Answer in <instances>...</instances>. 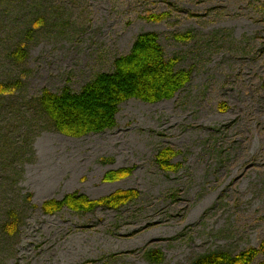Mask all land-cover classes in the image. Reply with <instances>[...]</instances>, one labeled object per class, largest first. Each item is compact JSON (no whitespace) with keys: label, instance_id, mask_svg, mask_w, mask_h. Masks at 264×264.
Listing matches in <instances>:
<instances>
[{"label":"rangeland","instance_id":"374dc122","mask_svg":"<svg viewBox=\"0 0 264 264\" xmlns=\"http://www.w3.org/2000/svg\"><path fill=\"white\" fill-rule=\"evenodd\" d=\"M21 7L27 5L20 2ZM42 26L26 37L21 63L0 60V82L19 79L0 98V177L47 200L78 192L97 200L118 190L140 197L118 209L28 213L3 264H190L213 251L232 255L264 239V0H37ZM168 13L160 22L150 14ZM153 32L167 59L190 81L172 99L120 106L117 124L80 138L49 129L36 109L43 90L74 92ZM191 33L178 41L175 35ZM0 35V49L15 46ZM226 103L228 108L221 109ZM181 163L164 172L158 153ZM15 169L3 170L2 163ZM133 169L122 180L110 171ZM163 254L160 262L150 252ZM260 255L252 264H261Z\"/></svg>","mask_w":264,"mask_h":264},{"label":"trees","instance_id":"16d2710c","mask_svg":"<svg viewBox=\"0 0 264 264\" xmlns=\"http://www.w3.org/2000/svg\"><path fill=\"white\" fill-rule=\"evenodd\" d=\"M37 0H0V35L5 31L15 32L19 38L15 46L0 49V60L23 62L28 56V47L24 39L32 37L43 24L44 17L34 11ZM24 2L25 7H21ZM168 13L150 14L148 21L160 22ZM178 41L193 38L191 33L174 36ZM0 62V64H2ZM178 57L167 59L159 42V36L153 32L140 34L134 41L130 52L114 61L111 72L97 74L86 83L79 92L69 86L54 93L43 90L36 98V109L48 120L49 129L68 137L80 138L89 134L101 133L117 124V114L122 103L130 99H139L147 103H156L172 99L190 81V72L177 69ZM19 79L0 82V98L14 96L22 88ZM3 107L0 105V108ZM228 108L226 103L221 109ZM3 115L0 112V116ZM177 153L162 149L156 163L164 172H177L181 163H174ZM14 162L2 163L3 170L15 169ZM131 168L110 171L104 181L113 182L129 177ZM1 174V171H0ZM18 181L11 175L0 177V264L15 257L12 240L19 235L28 213L40 209L45 214H56L63 209L76 213L92 212L99 207L118 209L140 197L137 189L118 190L106 197L92 200L78 192L68 194L62 199H50L40 207L33 201V194L22 189L15 190ZM260 255H264V239L258 247H252L232 255L225 251H213L198 256L190 264H252ZM163 254L150 252L153 261L160 262ZM261 264H264V260Z\"/></svg>","mask_w":264,"mask_h":264}]
</instances>
